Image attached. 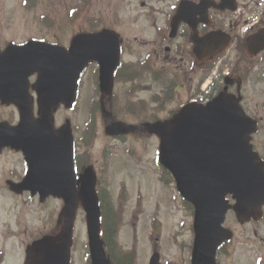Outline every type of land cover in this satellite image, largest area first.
<instances>
[{"label":"water","instance_id":"obj_1","mask_svg":"<svg viewBox=\"0 0 264 264\" xmlns=\"http://www.w3.org/2000/svg\"><path fill=\"white\" fill-rule=\"evenodd\" d=\"M187 15L179 10L174 16L173 33L181 21H186ZM219 34L213 32L203 38L194 35V51L199 59L211 58L224 49L227 39ZM212 38L219 41V45L213 43L215 40ZM91 61L100 64L103 96L111 94L114 71L120 62V46L118 37L109 32L79 34L69 50L32 41L24 46H10L0 54V73H6L0 78V92L6 100L24 101L26 94L21 82L34 71L39 73L35 84L39 117L33 118L31 109L26 111L22 108V119L17 127L8 124L0 126V148L12 145L25 151L30 164L29 173L23 181L25 187L33 186V192H39L43 198L53 195L65 200L60 216L61 232L30 245L27 264H71L72 226L78 204L74 139L70 121L55 129L54 112L61 103L73 106L77 100L81 73ZM103 96L101 110L108 134L147 131L160 137L161 164L173 174L179 191L195 204L197 216L201 218L197 222L198 243L193 264H215L216 247L208 250L204 242L211 223L223 230L221 222L227 209L225 194L235 195L239 216L255 207L250 201L243 203L242 184L253 185L251 189L262 197L264 203V170L256 163L258 154L251 144V135L257 128L242 109L240 98L222 91L207 105L189 103L170 119L135 125L113 122ZM80 181L92 264H111L100 238L101 211L95 190L96 175L92 168L86 169ZM196 193L200 194L201 200ZM209 211L218 215L216 222L208 223L202 219L209 216ZM150 264H160L159 253L153 255Z\"/></svg>","mask_w":264,"mask_h":264},{"label":"rangeland","instance_id":"obj_2","mask_svg":"<svg viewBox=\"0 0 264 264\" xmlns=\"http://www.w3.org/2000/svg\"><path fill=\"white\" fill-rule=\"evenodd\" d=\"M82 2L83 0H53L51 21L54 24L55 38L66 39L67 35L70 38L75 32L89 27L92 23L116 22L119 24L117 29L123 36L131 39L129 46L125 48L123 62H135L133 65L141 68L149 65L144 69L129 68V77L142 75L141 79L126 83L124 78L114 87L115 95L113 99L108 98L107 108L118 121L134 123L147 117L152 119L156 114L166 116L170 114V110L186 103L189 98H202L201 80L205 75L209 76L214 65L206 73L197 70L193 77L196 87L191 92L182 88L163 107L158 108L159 105L153 104L164 84L156 82L149 74L153 69L166 73L168 70L161 67L162 57L159 61L154 58L142 64L140 61L149 58L150 52L152 54L155 42L151 41L159 39L165 26L166 12L170 6L168 1L86 0L87 9ZM20 14H6V19H13L14 28L23 36L33 22V14H23L24 18ZM8 27L12 28L13 25L6 21L5 28ZM11 36L12 34H7V37ZM155 44L159 52L170 54L165 48ZM236 54L237 50L231 46L224 59L216 62L218 67L214 70L217 73L230 71L237 58ZM122 71L127 75L124 67L121 73ZM253 76H250L243 91L246 103L252 109L257 102L264 103V75L257 80ZM98 78V68L96 64H91L83 73L77 105L71 110L60 108L56 113V125L60 127L68 118L72 121L79 145L77 152L84 153V160L96 168L99 180L97 187L103 195V214L107 212L111 219L110 222L108 219V226L105 225L104 229L107 235L113 234L108 242L113 254L121 264H149L154 252L160 253L161 264H191L192 216L174 189L175 185L165 182L163 178L160 180L162 169L158 161L159 138L147 132L131 133L124 140L109 136L105 131L101 111L99 107L95 108L94 103L100 96L96 91ZM207 78L210 79V76L205 81ZM170 86L171 84L167 89L170 90ZM128 88L133 92L128 91ZM1 161L3 166L9 167L15 160L14 156L5 154L0 157V163ZM4 178L0 176V181ZM10 195L9 190L0 187V249L7 245L9 249L13 247L5 255V260L7 264H20L24 256L22 241L38 231L51 214L56 220L63 202L57 199L47 201L42 217L38 214L39 208L28 217H19L16 213L19 211L17 205L23 203L24 199L11 198ZM31 209L35 207L32 206ZM12 229L16 236H7ZM73 238L72 264H90L86 213L82 207L79 208L75 220Z\"/></svg>","mask_w":264,"mask_h":264},{"label":"flooded vegetation","instance_id":"obj_3","mask_svg":"<svg viewBox=\"0 0 264 264\" xmlns=\"http://www.w3.org/2000/svg\"><path fill=\"white\" fill-rule=\"evenodd\" d=\"M166 1L170 3V6L169 10L166 12L167 17L165 26L160 32L159 39H154L151 42L157 43L159 47L163 49L165 48L166 52H170L171 55L169 53H165L164 51L159 52L156 48V44L153 43L154 49L152 54L150 52V54H148L149 58L140 61H150L153 58L156 59V61H159V58L162 57L161 67L168 70V73H166L161 70L153 69V71L149 74L150 77L157 80L156 82L164 84L163 88H161V92L158 93L159 95L154 98L155 102L153 104H157V106L159 105L158 108L163 107L164 103L167 102L168 99H171L175 93L180 92L182 88H185L186 92H191L196 87L193 77L197 74V70H202L203 73H206L213 64L208 61H206L204 65H200V62L198 63L192 49V24L195 23L197 25L198 35L202 38L206 37L213 31L226 32L227 35L231 37V43L228 49L232 46V48L237 50V54L235 55L237 58L231 67V71H226L227 73H231L229 76L234 79L233 85H229L228 88L229 91L236 92L242 97L241 103L246 114L256 124L257 131L252 135L251 142L254 150L258 154L256 163L264 170V133H262L264 132V103L257 102L254 109L248 107L246 97L243 92L247 81L250 80V76L251 78L252 75H254L253 78L256 76L255 80H257L259 77L261 78V75H264V0H210L209 8L202 4V2H205L206 0H165V2ZM184 1L193 4V8L188 6L183 9V11L188 14L186 16V20L190 22V25L187 23H181L176 34L172 36L168 23L171 19V15L176 13L181 8ZM82 4L83 7L87 9L86 0H83ZM52 10L53 0H0V54L4 53L10 46H24L32 41H42L48 45L69 49L75 36L81 33H96L100 31L110 32L116 37L119 35L122 55L125 52L126 46H129L128 44L131 42L129 37L125 38V36H123V34L117 29L119 24H116V22H112L110 24L92 23L89 27L75 32L70 38L68 35L66 36V39L58 37L55 38L54 24L51 21ZM14 13H21L20 16L27 13L33 14V24L31 23L32 26L30 24V27L26 30L23 36H21V32L19 30L14 28L15 24L12 22L13 19H6V14ZM22 18H24V16H22ZM6 21L8 24L13 25V27L5 28ZM7 34H12V36L9 38L7 37ZM226 54L227 52L225 55ZM225 55L220 57L219 60L222 61ZM131 63L133 64V62ZM123 66L124 63L115 72L114 87L117 82H120V80L124 78L126 83L133 82L137 78L141 79L142 75L129 77L130 70L125 71L127 75H125L123 71L121 73ZM126 67H128V65ZM5 74L6 73L1 72L0 78L5 77ZM38 77L39 73L34 71L28 76V78H26L25 81L21 82L22 90L26 96L25 100L20 103H16L11 99V101L6 100L5 97H2L0 92V126L7 123L11 127H17L22 119V108L26 111L31 109L33 112V118H37L39 104L37 102V89L35 84ZM201 81L202 83L200 85L202 89V98L193 96L189 98L187 102L194 100L199 101L200 103H207L211 99L212 93L222 85L221 82H218L212 84L210 87L209 84L206 85L205 79ZM170 84L171 89L169 90L167 89V86ZM1 85L2 84H0V88ZM223 86L225 87L224 84ZM128 91H130L129 88ZM98 92L100 95L102 94L100 88ZM9 98L18 99V97L10 96ZM108 98L110 100L114 97H106V105L109 101ZM184 104L185 103H182L178 105L176 109L174 108L170 110L169 115L161 116L156 114L152 119H148L147 117L141 121H156L159 119H165L170 117ZM61 108L69 110L64 106ZM7 109L8 111H6ZM110 112L112 119L118 121L115 118L114 113L112 111ZM67 120L68 119H66V121ZM72 127L75 136L73 124ZM78 148L79 145L77 144L75 137L74 165L76 168V174L80 175L86 166H93L94 171L97 174L94 165L90 164L89 161L84 160L85 154H79L77 152ZM5 154L14 156L15 161L9 167L3 166V160L1 161L0 176L5 178L0 181V187H4L6 190H9L11 198L17 199L18 197H22L24 199L23 203L17 205L19 211L16 213L19 217L22 215L24 217H28V215H32L35 211H38V208V214L42 217V210L45 208L47 201L50 199H61L54 198L52 196L43 198L38 192H33V186L28 188L24 186L23 181L30 170V164L27 160L25 151L22 148H17L12 145H4L0 148V157ZM162 175L168 177L166 182L169 181V184L175 185L174 189L177 190L182 203L192 216L190 223V238L191 263L193 264V256L198 243L197 222L201 218L197 216L195 204L192 201H188L181 195L172 175L165 169H162ZM160 180H162V176H160ZM252 186L253 185L251 184L241 185L243 189L241 191V198L243 199V203L250 201L255 207L250 208L246 214L244 213L239 216L236 209L238 200L235 198L234 194L227 193L224 196V204L227 209L221 222L223 230L221 231L214 227L213 223H211V229L208 226L209 231L206 233L208 238L204 244L205 246H208V250L216 247L215 264H264V203L262 202V197L255 194V190L251 189ZM79 188L80 185L78 183V189ZM196 194L200 196L199 193ZM204 195H207V193ZM199 200H201V196ZM100 203L104 210L102 200ZM32 206H34L35 209L30 210V207ZM81 206L82 204L79 203V208ZM258 207L260 208L259 211H255ZM110 212L111 210L109 213ZM115 213L117 214L116 210ZM43 215L45 216L46 214L44 213ZM58 218L54 220V215L51 214L47 220H44L38 231L32 233L30 238L22 241L24 256L22 263L20 264H27V251L32 243L47 235L57 234L60 231ZM218 218V215H213L209 211V216L203 217L202 219L210 223V221L216 222ZM13 231L14 229L6 235H9L10 237L16 236ZM27 232L29 233L28 230ZM12 248L10 249L12 250ZM10 249L9 245L3 246L0 249V264H7L5 255L10 252Z\"/></svg>","mask_w":264,"mask_h":264},{"label":"trees","instance_id":"obj_4","mask_svg":"<svg viewBox=\"0 0 264 264\" xmlns=\"http://www.w3.org/2000/svg\"><path fill=\"white\" fill-rule=\"evenodd\" d=\"M112 236H113V234H112ZM111 236V237H112ZM111 254H112V258H113V260H114V262H117V258L114 256V254H113V251L111 250ZM117 263H119V262H117ZM119 264H121V263H119Z\"/></svg>","mask_w":264,"mask_h":264}]
</instances>
